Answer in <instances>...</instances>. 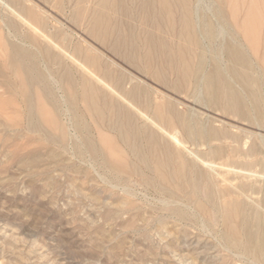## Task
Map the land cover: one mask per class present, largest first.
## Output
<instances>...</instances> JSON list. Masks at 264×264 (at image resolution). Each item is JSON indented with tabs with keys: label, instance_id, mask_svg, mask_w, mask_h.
I'll list each match as a JSON object with an SVG mask.
<instances>
[{
	"label": "bare ground",
	"instance_id": "1",
	"mask_svg": "<svg viewBox=\"0 0 264 264\" xmlns=\"http://www.w3.org/2000/svg\"><path fill=\"white\" fill-rule=\"evenodd\" d=\"M34 1L0 0V77L27 127L70 141L114 184L138 176L175 220L212 211L225 248L264 264V83L238 38L255 45L254 12L238 17L237 0Z\"/></svg>",
	"mask_w": 264,
	"mask_h": 264
},
{
	"label": "rangeland",
	"instance_id": "2",
	"mask_svg": "<svg viewBox=\"0 0 264 264\" xmlns=\"http://www.w3.org/2000/svg\"><path fill=\"white\" fill-rule=\"evenodd\" d=\"M208 1L212 7L220 2ZM262 1L252 0L253 6L246 0H237L241 4L235 5L233 10L239 12L238 17L251 12L256 15L255 45L258 47L250 45L243 37L245 43L242 35L238 34V38L254 64L250 69L254 72L248 70V73L264 83V62H261L264 58H260L264 57ZM225 11L228 12V7ZM221 60L228 64L224 58ZM0 79V264H252L251 257L225 248L220 238L222 226L212 211L200 212L202 219L197 223L175 220L170 217V205L165 206L159 195L144 188L138 176L124 174L125 181L115 185L111 175L93 169L87 157L82 160L73 152L70 154L67 150L72 151L70 141L62 144L47 141L46 131L51 130L47 126L40 131L29 129L20 97L6 93L8 90ZM199 110L205 112L202 108ZM212 112L207 113L227 121L233 119ZM66 116L63 118L68 123ZM40 144H45L46 149ZM100 173L104 174V179ZM122 197L135 204L130 205L131 202H125ZM137 212L140 217L136 216Z\"/></svg>",
	"mask_w": 264,
	"mask_h": 264
}]
</instances>
